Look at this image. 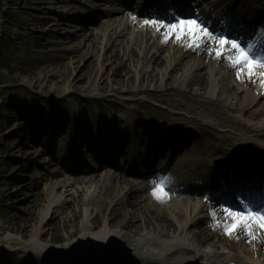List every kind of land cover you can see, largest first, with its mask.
<instances>
[{
	"label": "bare ground",
	"instance_id": "obj_1",
	"mask_svg": "<svg viewBox=\"0 0 264 264\" xmlns=\"http://www.w3.org/2000/svg\"><path fill=\"white\" fill-rule=\"evenodd\" d=\"M4 1L7 4L6 0H0V13ZM55 1L58 2V0ZM64 1L70 4V7L75 8L73 0ZM84 6L88 7V5ZM117 11L107 12L110 14L108 21L104 23L102 35L106 39L108 36L107 30L110 28L118 30L120 35H126V30L130 31L128 39H132L135 45L131 48L123 46L125 53L122 52L125 58H122L121 62L124 59V62L128 61L131 65L139 68V82L147 81L150 89H161L160 91L164 92L163 89L167 86L166 82L169 80L168 78L165 81L166 77L172 76L177 69H180L179 80L174 85H177L178 90L181 89L182 94L186 93L182 90L184 87L196 85L195 93L198 95L219 97L218 93H220V95L226 96L219 98H221L222 104L227 106V109L234 114L233 121H227L228 119L220 121L212 118L210 114L200 112L201 108L198 109L196 106L188 112L192 115L191 122L193 126H187L186 128H188L191 136L192 134H199L202 140L198 161L188 162L193 174L202 172L204 166L216 167L219 164L214 157H218V154L222 151L216 145L207 146L206 141L208 139L215 141L216 144L223 141L227 146H232L234 150L231 153L234 154V159L237 155H245L250 159L259 157L260 161H264V88L260 85L259 77L249 78L246 74H242L238 79L236 69L230 66L229 62L225 63L223 61L227 59L218 58L215 52L212 51L216 45L211 42L207 45L201 44L196 48L187 47V39L178 42L174 36L165 42L164 31H158L156 27L151 25L139 27L135 23L133 24L134 20L125 16H121V19L114 18L112 13L116 14ZM60 16L63 20L70 17L65 16L63 13ZM47 18H43V21ZM97 34L91 33L90 36L88 35L89 37L87 36L88 40L94 41L95 38H98L99 32ZM107 43L108 40L105 45L102 43L103 46L100 45L101 49H104ZM49 44L47 42L44 47ZM96 44L99 45L100 42L98 41ZM138 44L140 45L138 46ZM38 46L41 47L42 44ZM143 48H152L155 52L150 57L152 63L150 66H144L148 55L146 49ZM61 52L63 53L62 56L67 59L66 64L61 65L58 62L56 64L59 67L57 73L51 75H59L63 80L68 79L70 76L71 80H66V84L61 86H54L52 91L53 93L67 94L70 88L77 86L78 82L83 80V75L76 77L75 71L78 62L74 58L80 56L86 50H82L80 46H66L65 50ZM96 57L100 62L101 52ZM121 62L119 66L123 64ZM165 62L166 66L160 67L162 64L165 65ZM91 64L93 62L90 61L88 67H91ZM177 65H181V68H178ZM100 67L101 69L104 68L102 65ZM147 69L151 70L148 71ZM161 69L164 71L162 70L163 73L159 77L156 75V71ZM258 71L264 70L258 69ZM128 81H132L131 76H129ZM23 84L28 87L27 82H23ZM29 86L31 85L29 84ZM90 88L91 86L88 89ZM142 92V94H148L150 90L146 88ZM117 93L124 96L136 95L133 87L119 88ZM160 98L165 99L164 95H161ZM12 99L10 97L9 105L11 108H16V104L12 102ZM3 101H5V97L0 96V102ZM171 104L188 111L184 104L176 100H173ZM27 106H30V110L25 109L26 116H22L24 120H27V118L35 119L39 116L36 111H33V108L36 107L34 102ZM82 112L85 113L83 110ZM12 118L14 117L9 116V119ZM54 118L55 114L50 113L48 120L52 121ZM181 118L183 119V117ZM222 124H225V126H221ZM39 125L41 124L31 126L37 128ZM49 126L52 127L53 125L47 121L42 131ZM84 126L87 129L92 127L88 123ZM228 128H231L237 134H234L233 137L232 132L227 131ZM25 129L31 133H37L38 131V129L33 128ZM80 129L78 128L76 132L79 133ZM14 130H22V127L19 125ZM238 133L243 135L240 136ZM42 135H44L43 132ZM45 136L46 140H52L51 135ZM108 138L110 139L111 136ZM0 140L2 139L0 138ZM236 142L238 143L236 144ZM33 143L36 144L37 142ZM8 148L11 147L8 146ZM51 148H47L46 152H49ZM38 151L36 149L28 151L22 149V152L21 150L19 152L20 158H31L32 154L40 156ZM71 153L68 149L65 155L70 156ZM22 163L14 167L20 169ZM11 166L13 167V165ZM65 172L66 168L63 167L62 170L51 174L55 179L51 180L50 199L49 197L44 199V203H47L46 207L42 206L38 210V221L34 222L35 225L32 229H28V226L33 225L30 219L24 225H17L16 221L13 224H8L3 221V217L0 215V263L4 259L7 262L13 260L21 264H130L126 259V256H129V258L134 257L138 264H230L231 262L237 264H264V236L260 235L261 230L259 228L253 229L255 238H250L243 230L232 235L225 234L223 225L228 221L224 214L210 212L205 203L193 201L188 196L177 194L189 191L190 182L184 180V178H179L178 187H167V196L158 200L152 195L155 186L152 179L140 186L134 180L127 178L126 175L118 173L100 174L99 177L83 175L73 179H61V174ZM10 180H15V178H10ZM13 190L7 197H17L18 192L16 190L18 189ZM72 190L76 193L75 196L66 197ZM117 190L122 193L119 200L123 206L119 209L117 207L118 202H115L111 209V215L113 214L115 217L113 216L111 219L103 217L102 220L98 217L91 219L89 207L83 206L87 203L92 204V197L96 196L99 206L94 208L95 211L99 213L107 212L109 208L107 199L117 196ZM83 192L85 195L84 198H81ZM141 193L144 194V199H141ZM87 196L89 199L88 202H85ZM61 198L63 201L60 200ZM15 200H18V197ZM76 200L79 201L80 206L78 211H84L81 227L77 224L78 217L81 216L72 214V219L68 224L73 226V230L66 232L62 241L53 237L46 240L47 231L45 229L47 224L44 221L47 215L51 213L52 205L61 202L71 206ZM133 207L141 210L142 214L140 222L132 224L127 216L129 218L135 216L133 213L136 208ZM129 208H133V212ZM56 211H58V208ZM213 215L217 216L215 217V223ZM122 218L123 220H121ZM36 225L38 227L33 230ZM205 225L206 228H203L202 226ZM192 227H197L198 230L190 232L189 230ZM141 231L143 232L141 233ZM211 237L217 238V241L209 244ZM116 250L118 253L122 251V254L114 253ZM26 254L31 255V257L29 256L30 259H27ZM14 255L16 256L13 259L9 258ZM87 258H90L91 262H87Z\"/></svg>",
	"mask_w": 264,
	"mask_h": 264
},
{
	"label": "rangeland",
	"instance_id": "obj_2",
	"mask_svg": "<svg viewBox=\"0 0 264 264\" xmlns=\"http://www.w3.org/2000/svg\"><path fill=\"white\" fill-rule=\"evenodd\" d=\"M6 1L7 4H5V1L3 2L0 13V96L5 97V101L0 102V138L2 139L0 140V215L6 223L13 224L16 221L17 225H24L30 219L31 223L33 222L32 226H28L30 230L38 221V210L42 206L46 207L47 203H44V199L48 197L50 199L51 196L49 195V188L51 180L55 179L51 174L61 170V162L66 152L61 146H65L67 139L70 137V125L72 126V122L76 123L78 120L81 123L78 126H81L84 125L83 118L88 117L95 126L96 120H100L106 133L111 132L113 126L115 128L119 126L120 129L128 128L125 135L127 134L129 137L130 130L140 142L145 143L147 139L145 130L149 125L156 126L157 128L165 124H180L182 128L184 126H191L192 115L188 112L194 106L198 107V109L201 108L200 112H206L212 118L220 121L225 119H228L227 121L234 120V114L227 109V106L222 104L221 98H219L226 96L220 95L218 92L219 97L198 95L195 93L196 85L184 87L182 90L186 91V93L182 94L181 89L178 90L177 85H174L179 80L180 69H177L172 76L166 77L165 81L168 78L169 80L166 82L167 86L163 89L164 92L160 91L161 89H150L147 81L139 82V68L131 65L128 61L124 62V59L121 62L122 58H125L123 46L131 48L135 45L132 39H128L130 31L126 30V35H120L118 30L110 28L107 30L108 36L106 39L102 35L104 23L108 21V17L104 18L105 12L114 10L115 8L120 10L121 7L118 6L120 0H73L75 8L70 7V4L64 0H58V2L55 0ZM83 4L88 5V7ZM101 11L104 14H99ZM61 13L70 17H76L78 14H85L92 18L98 16L100 20L96 24L88 25V29L68 33L69 30H73L75 27L71 22H68L69 17L63 20L60 16ZM121 16L129 18L130 12L126 11L115 14L114 18L121 19ZM46 17L48 18L43 21V18ZM134 23L139 27L144 25L140 21H134ZM93 32L95 35L99 32V36L91 42L87 36H90ZM107 40V46L101 49L100 45L102 43L105 45ZM98 41L100 42L99 45L96 44ZM47 42L50 44L44 47V44ZM39 44H42V46L39 47ZM66 46H80L82 50H86V52L74 58L78 62L75 71L76 77L83 75V80L78 82L77 86L70 88L67 94L53 93L52 89L54 86H61L66 84V80H71L70 76L68 79L63 80L59 75H51L57 73V68L59 67L56 64L58 62L61 65L66 64L67 59L62 56L63 53L61 52L65 50ZM143 49H146V54L148 55L144 66H150L152 65L150 57L153 55L154 50L152 48ZM100 52L102 57L99 62L96 55L100 54ZM90 61L93 64H91V67H88ZM223 61L228 63L227 60ZM120 62L123 63L121 64L123 67L119 66ZM100 65L104 68L101 69ZM161 66H166V62L165 65L162 64ZM177 67L181 68V65H177ZM162 70L156 71V75L160 77L164 71ZM129 76L132 77V81H128ZM23 82H27L28 87H25ZM89 86H91L90 89H88ZM124 87H133L136 95L124 96L118 94L117 89ZM146 88L150 92L142 94V90H146ZM161 95H164L165 99H161ZM8 97L9 99L6 100ZM10 97L13 98L12 102L16 104V108H11L9 105ZM173 100L184 104V107L188 108V111L172 105L171 102ZM32 102L36 104V107L43 106L50 111L56 110L59 119L64 123V126L61 128L64 131L63 137L58 139L57 148L49 152H46L45 139H42L39 144H32L31 138L35 135L25 129H35L31 125L42 124L43 121L47 120L44 115L39 113V116L35 119L27 118V120H24L22 118L25 115V109H29L30 107L27 105ZM44 102H48L49 104H45ZM9 116L14 118L9 119ZM107 124H111L108 129L105 127ZM19 125L22 127V130H14ZM221 126H225V124ZM228 126L231 127L230 125ZM228 130L232 132L233 137L234 134H237L231 128H228ZM238 134L241 136L242 133ZM218 145L222 151L225 150V143ZM8 146L11 148H8ZM22 149L25 151L30 149L39 150L40 156L32 154L31 158H20L19 152L20 150L22 152ZM84 158L88 159L94 166L95 170L89 172L94 176L99 177L100 174L105 173H122L121 167L118 169L109 167L101 170L97 169L98 162L90 152L84 153ZM120 161L123 162V160ZM21 162L23 163L20 169L14 167ZM61 175V179L82 177V174L71 175L70 173H65ZM13 177L15 180H10ZM13 189H18L16 190L18 192V200H15L17 197H7L10 192L14 191ZM75 194L72 190L66 197H73ZM117 194L114 198L107 199L109 207L107 212L99 213L95 211L94 208L99 206L96 196L92 197V204L87 203L83 207H89L91 219L95 217H98L100 220L103 217L111 219L114 216L113 214L111 215V209L115 202H118L117 207L119 209L123 206L119 200L122 193L117 190ZM84 195L85 193L83 192L81 198H84ZM141 196V199H144L143 193H141ZM88 199L89 197L87 196L85 202H88ZM60 200L63 201L62 198ZM79 207L78 200L74 201L71 206H67L66 203L61 202L54 203L50 210L51 213L47 215L44 221L47 224L45 229L47 231L46 240L53 237L62 241L65 238L66 232L73 230V226L68 224L72 219V214L81 216L77 220V224L81 227L84 211L79 212ZM57 208L58 211H56ZM133 208H129V210L133 212ZM131 213L130 215H132ZM133 214L135 215L133 218L127 216V219L132 224L140 222L141 210L136 208ZM37 227L38 225L33 230ZM202 227L206 228V225ZM197 230V227H192L189 231L195 232ZM210 241L209 244H212L217 241V238L211 237ZM114 253L118 254V251L116 250ZM15 256H10L9 258L13 259ZM26 256L28 257L27 259L31 257L30 254H26ZM132 260L136 262L133 257ZM11 262H6L3 259L0 264H10Z\"/></svg>",
	"mask_w": 264,
	"mask_h": 264
},
{
	"label": "snow or ice",
	"instance_id": "obj_3",
	"mask_svg": "<svg viewBox=\"0 0 264 264\" xmlns=\"http://www.w3.org/2000/svg\"><path fill=\"white\" fill-rule=\"evenodd\" d=\"M175 22H165L155 18L145 20L144 23L156 27L158 31H164V41L170 37H175L179 42L187 39V47L196 48L201 44L207 45L209 42L216 45L212 51L220 58H226L233 68L236 69L237 78L242 74H246L249 78L258 76L260 85L264 88V52L259 56L253 57L251 52L255 45L249 43L242 47L235 39H225L223 36L211 33L207 27L198 22L194 18H175ZM264 31V30H262ZM167 181L163 178L155 183L152 195L161 200L167 196L165 185ZM243 210H232L229 207H222L221 211L225 215L228 222L224 223L223 230L225 234L232 235L237 231L243 230L250 238H255L253 229L259 228L260 235L264 236V210L253 211L251 206L246 202H242ZM215 223V215H213ZM219 226V225H216Z\"/></svg>",
	"mask_w": 264,
	"mask_h": 264
}]
</instances>
